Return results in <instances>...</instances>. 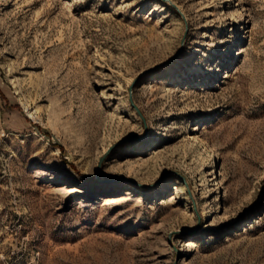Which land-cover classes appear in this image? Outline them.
Instances as JSON below:
<instances>
[{"label":"rangeland","instance_id":"1","mask_svg":"<svg viewBox=\"0 0 264 264\" xmlns=\"http://www.w3.org/2000/svg\"><path fill=\"white\" fill-rule=\"evenodd\" d=\"M0 264H264V0H0Z\"/></svg>","mask_w":264,"mask_h":264},{"label":"water","instance_id":"2","mask_svg":"<svg viewBox=\"0 0 264 264\" xmlns=\"http://www.w3.org/2000/svg\"><path fill=\"white\" fill-rule=\"evenodd\" d=\"M113 148H114V146L111 147V148H110V149L104 154V156L101 158L100 163H99L98 168H97V172H96L97 177L100 176V173H101V169H102L103 163H104L106 157L111 153V151L113 150Z\"/></svg>","mask_w":264,"mask_h":264},{"label":"bare ground","instance_id":"3","mask_svg":"<svg viewBox=\"0 0 264 264\" xmlns=\"http://www.w3.org/2000/svg\"><path fill=\"white\" fill-rule=\"evenodd\" d=\"M109 199H110V198H109ZM109 199H108V197H104L103 200H105V201L108 200V201H109ZM111 200H112V199H111ZM111 200H110V201H111ZM107 205H108V204H107Z\"/></svg>","mask_w":264,"mask_h":264}]
</instances>
